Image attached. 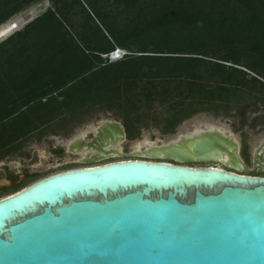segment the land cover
<instances>
[{"label":"trees","instance_id":"1","mask_svg":"<svg viewBox=\"0 0 264 264\" xmlns=\"http://www.w3.org/2000/svg\"><path fill=\"white\" fill-rule=\"evenodd\" d=\"M36 1L0 0V25ZM48 1L0 41V159L99 111L131 140L264 102V0ZM117 48L121 59L102 56Z\"/></svg>","mask_w":264,"mask_h":264},{"label":"water","instance_id":"2","mask_svg":"<svg viewBox=\"0 0 264 264\" xmlns=\"http://www.w3.org/2000/svg\"><path fill=\"white\" fill-rule=\"evenodd\" d=\"M94 132L126 139L115 120ZM200 132L155 146L157 161L131 152L0 198V264H264V176L247 171L232 135ZM221 154L229 170L184 165Z\"/></svg>","mask_w":264,"mask_h":264},{"label":"rangeland","instance_id":"3","mask_svg":"<svg viewBox=\"0 0 264 264\" xmlns=\"http://www.w3.org/2000/svg\"><path fill=\"white\" fill-rule=\"evenodd\" d=\"M81 2L90 11L83 0ZM49 6L50 3L48 0H38L27 6L24 10L14 14L10 17L18 25L14 31L21 29L28 21L41 14ZM78 8H80L79 10L84 15L83 8L81 6H78ZM124 52L127 53L125 50H122L119 52V56L112 60L121 59ZM109 54H103L102 56L111 60L108 56ZM241 68L244 69L243 67ZM247 72L249 75H254L249 71ZM258 78L264 81L261 77ZM85 118V121L78 124L71 123L66 127L57 129L55 133H50L45 129V133L41 137H38L37 132L31 133L23 140L15 143L14 150L10 154L2 157L0 164L3 163L4 165L15 168L14 170L24 169L30 176V179L40 178L62 171L67 166L78 168L83 165H92L81 163L80 160L92 154L91 152L93 151L69 152L67 151L69 142L74 138H87V133L94 131L102 120H115L120 123L121 120L112 116L110 112L104 111L92 113L91 115L85 116ZM210 126L220 129L224 135H232L237 142L238 154L247 171L255 175H264V173H257L253 166L254 153L264 144V102L258 101L255 96L248 97L243 103V107L232 108L227 113H197L189 119L182 121L172 134H163L157 127L149 124L148 127L141 129L138 137L131 140L126 139L114 145V148L122 153L115 159L130 158L129 153L134 151L136 146L145 148L148 143L155 145L163 144L180 134H190L194 130L206 129ZM99 163L103 162L98 161L96 164ZM184 165L198 167L220 166L229 170L224 164L218 162H193L185 163Z\"/></svg>","mask_w":264,"mask_h":264},{"label":"bare ground","instance_id":"4","mask_svg":"<svg viewBox=\"0 0 264 264\" xmlns=\"http://www.w3.org/2000/svg\"><path fill=\"white\" fill-rule=\"evenodd\" d=\"M18 27L17 23L14 22L13 20L4 22L2 25H0V40L4 39L5 37H7L10 33H12L16 28ZM119 50H116L114 53H110L108 56L110 59H115L117 58L119 55ZM201 130H212V131H217L220 132L221 134H223V132L214 127V126H210L206 129H198V130H194V132L190 133V134H180L177 137L169 140L168 142H172L177 140L178 138H180V136L183 135V137H189L192 134H200ZM227 136V135H226ZM97 138V139H96ZM93 141L92 145H89V143H87L85 140H83V138H77L72 142H69L70 144L68 145L69 149L71 151L74 152H84L89 150L88 146H93L90 148H95L96 152H98L97 155H93L91 157V159H98L104 156H108V155H118L119 151L118 149L114 148V145L117 144L118 142H122L121 140H113L112 142L107 141V139L104 136H100V137H96ZM230 139L232 140L233 144L236 145L237 142L234 138L230 137ZM188 142V141H187ZM167 142H165L166 144ZM164 144V143H163ZM160 145V144H159ZM159 145H155L152 143H148L147 146H145V148H140V146H136L135 150L132 151V153L134 155H137L138 157L141 158H137V159H142L143 157L147 156L148 161H157L155 160V158H163L165 157V153L161 150H157L156 147H158ZM156 146V147H155ZM165 147L162 148V150H164ZM111 151V152H110ZM110 153V154H109ZM118 153V154H117ZM121 155V154H119ZM216 159L219 160L220 164H224V165H229L230 163V158L226 155V154H221V155H215ZM192 159H196L193 155H192ZM255 162H261V157L260 154L257 155V158L255 157ZM95 165H99V164H95ZM95 165H91V166H95ZM192 167H198V166H192ZM206 167H211V166H206ZM212 167H216V168H220V169H224L220 166H212ZM205 168V167H203Z\"/></svg>","mask_w":264,"mask_h":264},{"label":"flooded vegetation","instance_id":"5","mask_svg":"<svg viewBox=\"0 0 264 264\" xmlns=\"http://www.w3.org/2000/svg\"><path fill=\"white\" fill-rule=\"evenodd\" d=\"M94 131H89L87 133L88 136H86L87 138H83V140H85L87 143H89V145H92L93 141H96V140H94L95 139L94 138V133H95ZM72 141L73 140H71V142ZM67 151L71 152L69 150V147H67ZM91 153L92 154H89V156L84 157V158L85 159L86 158H90L93 155H97L98 154V152H96L95 150H93V152H91ZM258 154H260L262 163L255 162V157L257 158ZM115 158H118V156H107V157H105V158H103V159H101L99 161H102L103 163H107V162H111V161L117 160ZM118 160H121V159H118ZM80 161H81V163L92 164V165H95L98 162L97 161V162L86 163V162H83L82 160H80ZM167 162L176 163L174 160H167ZM99 164H102V163H99ZM83 166H85V165H83ZM86 166H91V165H86ZM253 166H254V170L257 173H259V174L260 173H264V144H262L261 147H259L255 151L254 156H253ZM14 169L15 168H12V167H9L7 165H4L3 163L0 164V198H3V197L8 196L10 194H13L16 191H19L22 188L26 187L27 185L31 184L35 180L39 179V178L30 179V176L26 173V170H24V169H18V170H14ZM252 174H254V173H252ZM259 176H264V175H259Z\"/></svg>","mask_w":264,"mask_h":264},{"label":"clouds","instance_id":"6","mask_svg":"<svg viewBox=\"0 0 264 264\" xmlns=\"http://www.w3.org/2000/svg\"><path fill=\"white\" fill-rule=\"evenodd\" d=\"M13 33V32H12ZM10 35V34H9ZM8 35V36H9ZM116 50H119V51H122L121 49H119V48H117V49H115L113 52H111V53H114ZM123 54H125V52L123 53Z\"/></svg>","mask_w":264,"mask_h":264},{"label":"crops","instance_id":"7","mask_svg":"<svg viewBox=\"0 0 264 264\" xmlns=\"http://www.w3.org/2000/svg\"><path fill=\"white\" fill-rule=\"evenodd\" d=\"M10 20H12V19H8L7 21H10ZM7 21H6V22H7ZM1 25H2V24H1Z\"/></svg>","mask_w":264,"mask_h":264}]
</instances>
